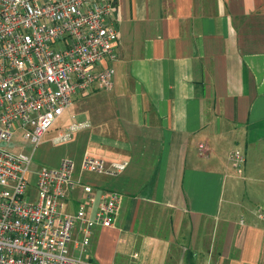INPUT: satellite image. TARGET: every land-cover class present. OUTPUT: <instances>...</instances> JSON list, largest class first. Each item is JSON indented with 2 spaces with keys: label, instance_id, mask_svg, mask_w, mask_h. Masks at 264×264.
<instances>
[{
  "label": "crops",
  "instance_id": "crops-1",
  "mask_svg": "<svg viewBox=\"0 0 264 264\" xmlns=\"http://www.w3.org/2000/svg\"><path fill=\"white\" fill-rule=\"evenodd\" d=\"M113 1L114 57L99 67L112 69L113 87L73 97L72 118L89 127L69 160L94 190L88 215L103 191L122 205L83 258L264 264V0ZM85 156L127 167L86 173ZM71 193L74 207L86 201L80 187Z\"/></svg>",
  "mask_w": 264,
  "mask_h": 264
},
{
  "label": "built area",
  "instance_id": "built-area-1",
  "mask_svg": "<svg viewBox=\"0 0 264 264\" xmlns=\"http://www.w3.org/2000/svg\"><path fill=\"white\" fill-rule=\"evenodd\" d=\"M115 13L113 0H0V264H95L83 258L93 230L115 226L120 193L103 191L90 216L94 190L73 179V162L33 168L31 155L10 149L15 135L37 147L76 94L95 85L112 89V69L99 67L114 57ZM88 127L73 123L53 142L64 144ZM230 159L236 169L245 161L239 152ZM126 167L89 156L81 163L83 172L110 177ZM76 187L86 201L74 207Z\"/></svg>",
  "mask_w": 264,
  "mask_h": 264
},
{
  "label": "rangeland",
  "instance_id": "rangeland-1",
  "mask_svg": "<svg viewBox=\"0 0 264 264\" xmlns=\"http://www.w3.org/2000/svg\"><path fill=\"white\" fill-rule=\"evenodd\" d=\"M72 108L68 109L57 119L52 128L42 137L37 147L30 145L22 140L20 136L15 135L11 140L10 149L16 152L28 153L32 156L34 167H56L60 160H76L81 146L78 141L79 134H74L71 141L64 144H54L52 139L58 132L65 130L73 123L83 122L84 118L79 116L73 117ZM70 161V160H69ZM242 173L241 171L239 174ZM27 197L30 202L35 200V189L32 181L29 183Z\"/></svg>",
  "mask_w": 264,
  "mask_h": 264
}]
</instances>
